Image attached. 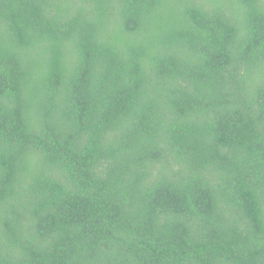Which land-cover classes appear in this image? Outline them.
Listing matches in <instances>:
<instances>
[{"label": "trees", "instance_id": "obj_1", "mask_svg": "<svg viewBox=\"0 0 264 264\" xmlns=\"http://www.w3.org/2000/svg\"><path fill=\"white\" fill-rule=\"evenodd\" d=\"M0 264H264V0H0Z\"/></svg>", "mask_w": 264, "mask_h": 264}]
</instances>
